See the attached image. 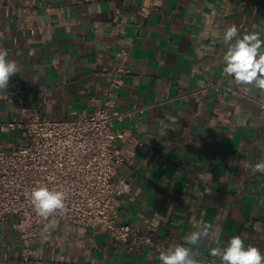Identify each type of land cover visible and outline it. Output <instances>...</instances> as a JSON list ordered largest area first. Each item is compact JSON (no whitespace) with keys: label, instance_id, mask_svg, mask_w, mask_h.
I'll return each mask as SVG.
<instances>
[{"label":"crops","instance_id":"crops-1","mask_svg":"<svg viewBox=\"0 0 264 264\" xmlns=\"http://www.w3.org/2000/svg\"><path fill=\"white\" fill-rule=\"evenodd\" d=\"M153 1L0 0V43L20 65L13 77L28 104L48 117L89 113L123 62L117 53L127 51L116 105H148L123 122L140 141H116L133 153L115 175L131 182L115 208L122 222L152 226L163 246L130 247L54 216L38 227L36 264H161L160 251L203 224L214 227L198 261L220 264L210 247L235 235L264 253V176L248 167L264 160V95L223 73L221 43L232 24L264 38V0H161L143 16L140 5ZM17 116V103L0 92V147L26 138L7 126ZM17 220L0 221V264H21Z\"/></svg>","mask_w":264,"mask_h":264},{"label":"built area","instance_id":"built-area-1","mask_svg":"<svg viewBox=\"0 0 264 264\" xmlns=\"http://www.w3.org/2000/svg\"><path fill=\"white\" fill-rule=\"evenodd\" d=\"M160 6L161 0H154L151 5L141 4L139 12L148 16ZM117 55L123 62L114 68L108 92L104 97L94 95L95 107L85 115L45 116L40 103H27L19 80L11 77L7 95L17 103L19 116L7 126L23 130L26 138L7 148L0 147V221L8 215L18 218L21 264H36L38 227L54 216L80 228L107 230L130 247L135 243L163 246L154 240L152 226L141 228L122 222L115 208L116 197L131 191L130 180L115 175L118 166L133 153L131 149L123 153L116 141H140L123 122L148 106L123 110L116 105L117 88L123 83L120 75L130 72L124 64L128 52L119 51ZM38 184L63 190L67 195L66 208L47 220L35 213L28 195ZM203 264L213 263L209 259Z\"/></svg>","mask_w":264,"mask_h":264},{"label":"clouds","instance_id":"clouds-1","mask_svg":"<svg viewBox=\"0 0 264 264\" xmlns=\"http://www.w3.org/2000/svg\"><path fill=\"white\" fill-rule=\"evenodd\" d=\"M226 48L223 55V73L233 79L235 84L251 87L259 95H264V38L260 33L240 35L237 25L227 27L221 37ZM20 65L9 58L6 48H0V92L7 91L11 77L18 74ZM253 174L264 176V160L248 165ZM35 213L47 220L66 208L65 191L48 188L46 185L33 187L28 194ZM57 222L53 220L46 228L54 230ZM212 224H203L190 232L184 243L168 251H160L158 259L161 264H198V246L210 236ZM209 255L218 258L220 264H264V253L257 247L245 245L240 235L232 236L223 247H210ZM203 264V261H199Z\"/></svg>","mask_w":264,"mask_h":264}]
</instances>
